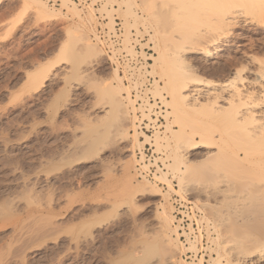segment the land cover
<instances>
[{"label":"rangeland","instance_id":"obj_1","mask_svg":"<svg viewBox=\"0 0 264 264\" xmlns=\"http://www.w3.org/2000/svg\"><path fill=\"white\" fill-rule=\"evenodd\" d=\"M174 48L215 94L253 79L264 0H0V264L252 263L236 253L264 245V181L215 146L177 153L233 113L179 101Z\"/></svg>","mask_w":264,"mask_h":264},{"label":"bare ground","instance_id":"obj_2","mask_svg":"<svg viewBox=\"0 0 264 264\" xmlns=\"http://www.w3.org/2000/svg\"><path fill=\"white\" fill-rule=\"evenodd\" d=\"M237 16L229 18L231 23H239ZM227 21V20H226ZM168 51L166 54L170 67L172 69L171 80L173 81V91L179 101L185 102L202 98L210 100L218 98L221 102V108H228L233 115L225 123V129L218 131L210 136H201L203 144L192 143L191 145L181 146L177 149L180 157L186 158L189 148L196 149L202 147L206 149V159L214 158V155L233 158L240 164L246 165L245 174L255 175L264 181V70L262 66L255 67V59L246 57L251 65L248 73L251 78H242V70L232 69L231 74L239 78L240 85L233 82H226L216 85L214 90L220 91V94L211 91L208 86H200L194 83L191 72L181 65V58L185 54L176 48ZM219 86V88H217ZM181 99V100H180ZM185 100V101H184ZM129 101V100H128ZM132 105L131 102H128ZM224 131V132H223ZM223 132V133H219ZM185 134L191 135L186 131ZM191 136L190 140H193ZM134 143H140L137 134L133 135ZM199 145V146H197ZM216 147V153L213 155L211 149ZM218 153V155H217ZM188 162V160L186 161ZM175 219V218H174ZM171 222L165 220L163 226L169 228ZM177 240V239H176ZM175 241V240H174ZM258 243V242H257ZM251 249V253H236L246 262L250 260L251 264H260L264 260V245L257 244Z\"/></svg>","mask_w":264,"mask_h":264},{"label":"built area","instance_id":"obj_3","mask_svg":"<svg viewBox=\"0 0 264 264\" xmlns=\"http://www.w3.org/2000/svg\"><path fill=\"white\" fill-rule=\"evenodd\" d=\"M78 3L84 4L87 0H75ZM154 125L149 124V128L147 129L144 127L145 131L149 132L153 130ZM138 171H139V178L143 179L146 177L154 176V174L151 172V170L146 171L143 169L142 166L138 165ZM174 227L176 228L177 234L180 235V240H186L187 235L189 234V226L192 223L190 220L191 215L193 213V205L192 202L181 198L180 196H176L174 201Z\"/></svg>","mask_w":264,"mask_h":264}]
</instances>
